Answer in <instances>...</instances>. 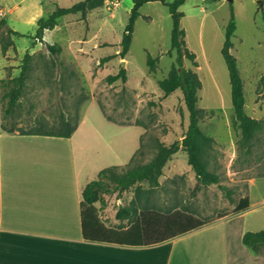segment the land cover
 Listing matches in <instances>:
<instances>
[{
	"label": "rangeland",
	"instance_id": "obj_1",
	"mask_svg": "<svg viewBox=\"0 0 264 264\" xmlns=\"http://www.w3.org/2000/svg\"><path fill=\"white\" fill-rule=\"evenodd\" d=\"M79 0H0V148L12 133L39 129L66 131L68 121L77 125L70 137L15 135L21 150L43 152L52 168L75 167L90 181L111 165L137 168L149 162L159 143L170 145L182 138L189 113L179 89L165 96L159 81L170 72L177 53L172 47L173 20L161 1L146 2L135 22L133 39L125 57L118 53L133 0H106L89 12L68 14L48 33L51 43L61 47L53 54L45 42L35 38L37 21L57 6ZM181 26L186 46L195 53L197 66L184 60L202 80L198 107L204 111L201 128L214 138L209 169L219 174L220 184L195 192L196 173L183 150L164 167L161 186L148 181L130 189L103 194L98 201L101 217L111 225L120 206L170 212L181 209L201 217L228 213L208 224L206 230L229 233L234 246L240 234L264 229V127L249 146L241 147V129L235 122L231 83L222 54L226 29L232 15L236 30L231 52L237 58L244 81L247 112L264 122V0H186ZM3 45H7L6 51ZM26 53L30 69L14 110L8 115L13 78L21 73ZM157 58L150 69L148 57ZM107 56H113L102 61ZM126 68L127 77L108 82L109 74ZM181 147V143L178 145ZM137 186L139 189L137 190ZM249 195L251 206L234 212L240 198ZM133 219H125L128 226ZM251 251L252 248L248 247ZM264 252V248L262 250Z\"/></svg>",
	"mask_w": 264,
	"mask_h": 264
},
{
	"label": "trees",
	"instance_id": "obj_2",
	"mask_svg": "<svg viewBox=\"0 0 264 264\" xmlns=\"http://www.w3.org/2000/svg\"><path fill=\"white\" fill-rule=\"evenodd\" d=\"M149 1H161L168 7L173 20L172 47L169 53L171 55L173 51L177 53L176 61L173 63L168 75L159 81V85L165 96H169L179 89L182 91L189 113V124L182 138L181 147L178 146L179 141L170 145L160 142L155 156L149 162L137 168H130L126 165L108 166L99 172L97 179L85 185L82 192V218L83 234L86 239L132 245L154 244L199 228L228 214L219 213L215 216L201 217L181 209L163 212L145 208L138 211L134 206L129 205L119 207L116 212V218L121 222L118 225L110 226L101 217L99 208L96 205L103 194L127 190L140 182L148 181L151 187L161 186L160 177L164 173V167L173 158L174 154L180 150L184 151L189 164L196 173L197 183L194 188L195 192L205 185L217 183L226 191L229 197L231 196L226 186L220 184L219 174L209 169V158L215 140L199 124L204 114V111L198 107V91L202 87V80L196 71L186 68L184 65L186 58L190 59L194 65H198L195 53L186 46L185 30L181 26L184 12L180 7L186 0H133L129 23L125 28L121 40L122 48L118 54L125 57L128 53L133 39L135 22L141 15L140 9ZM105 2L106 0H79L69 6H57L46 17L38 19L35 38L41 42H45L53 54H58L61 51V47L56 43L49 42L48 33L59 26V19L74 13H81L85 17L89 12L104 6ZM236 27V21L234 15H232L226 29V39L222 47V54L229 71L235 122L241 129L240 145L241 147L247 146V150L250 152L249 146L253 142L256 133L263 129L264 122L252 117L246 110L244 81L240 73L237 58L230 50L232 47L231 38ZM7 47V45H3V50L6 51ZM30 57L31 55L26 53L21 73L13 78L14 84L7 94L9 96L8 107L6 109L8 115L16 107L26 83L30 69ZM111 57L113 56H107L102 61H106ZM157 61V58L149 55L148 64L152 71L155 70ZM126 77V68L122 67L116 74H109L106 80L114 82L119 79L125 80ZM260 83L264 88V74L261 77ZM64 123L68 127L66 131L62 132L39 129L37 131H19V133L70 137L76 130L77 125H71L68 121H64ZM4 130L15 132L12 128H4ZM136 189L138 190L139 186ZM249 206L250 196H243L236 204L234 212H240ZM125 219H133L127 227L122 225ZM242 239L244 244L251 247L254 251L262 252L264 248V229L246 231Z\"/></svg>",
	"mask_w": 264,
	"mask_h": 264
},
{
	"label": "crops",
	"instance_id": "obj_3",
	"mask_svg": "<svg viewBox=\"0 0 264 264\" xmlns=\"http://www.w3.org/2000/svg\"><path fill=\"white\" fill-rule=\"evenodd\" d=\"M9 133L0 148V264H264L244 233L234 246L229 233L206 230L210 223L147 245L86 239L82 192L90 179L12 141L52 135Z\"/></svg>",
	"mask_w": 264,
	"mask_h": 264
},
{
	"label": "water",
	"instance_id": "obj_4",
	"mask_svg": "<svg viewBox=\"0 0 264 264\" xmlns=\"http://www.w3.org/2000/svg\"><path fill=\"white\" fill-rule=\"evenodd\" d=\"M260 2H261V0H260ZM180 143H181V141L178 142V145H179Z\"/></svg>",
	"mask_w": 264,
	"mask_h": 264
}]
</instances>
